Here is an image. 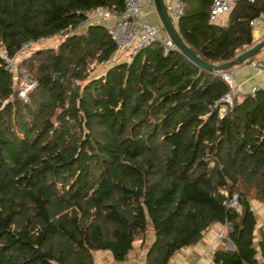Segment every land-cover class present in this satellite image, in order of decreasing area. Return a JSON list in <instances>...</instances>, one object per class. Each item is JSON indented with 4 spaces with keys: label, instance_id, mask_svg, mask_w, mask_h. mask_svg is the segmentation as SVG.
<instances>
[{
    "label": "trees",
    "instance_id": "1",
    "mask_svg": "<svg viewBox=\"0 0 264 264\" xmlns=\"http://www.w3.org/2000/svg\"><path fill=\"white\" fill-rule=\"evenodd\" d=\"M210 3L183 0L175 26L195 56L221 64L253 45L250 22L264 0H236L223 25L208 21ZM96 7L118 15L122 0H0L9 55L63 35L20 58L16 74L0 61V264H95L94 251L123 262L147 236L143 264H167L223 220L230 227L211 264L264 260L249 204H264V90L219 118L227 84L177 50L163 54L152 41L113 61L105 24L74 32ZM21 74L36 81L25 98ZM222 191L236 193L238 211Z\"/></svg>",
    "mask_w": 264,
    "mask_h": 264
},
{
    "label": "built area",
    "instance_id": "2",
    "mask_svg": "<svg viewBox=\"0 0 264 264\" xmlns=\"http://www.w3.org/2000/svg\"><path fill=\"white\" fill-rule=\"evenodd\" d=\"M235 1L236 0H211L208 8V21L215 23L222 14L228 12ZM246 1L251 2L253 0ZM163 2L169 18L173 23L176 22L183 10V0H163ZM151 3V0H122V11L118 15L114 14L106 7H96L84 12L85 20L83 23L104 24L111 20L110 23L105 24L108 27L110 38L113 40L117 51H123L127 54L128 60L133 54L137 53L152 41L159 42L162 46L163 54L168 50H176L171 40L163 31L160 32L156 25L151 24L144 19V8L150 6ZM258 19L259 17L254 18L250 24L254 25ZM48 38L50 37H37L36 39L28 40L22 43L13 55H9L3 47H0V61L4 68L12 74H16L17 63L19 61L18 54L35 49ZM246 66L253 76H264V62L249 61ZM214 74L223 80L228 88L227 91L215 102L218 117L221 118L231 108L239 89L233 69L218 71ZM35 85L36 81L33 78L21 74L18 77L16 84L17 95L20 98H25L26 93ZM255 89L256 87L254 85H249L247 92L252 93ZM222 193L224 197L221 200V203L226 208L238 211L239 205L236 193L230 195L225 191H222ZM217 224L218 229L209 248L216 242L220 241L226 235L230 227L229 222L226 220ZM255 264H264V260H260Z\"/></svg>",
    "mask_w": 264,
    "mask_h": 264
},
{
    "label": "crops",
    "instance_id": "3",
    "mask_svg": "<svg viewBox=\"0 0 264 264\" xmlns=\"http://www.w3.org/2000/svg\"><path fill=\"white\" fill-rule=\"evenodd\" d=\"M149 7V8H148ZM145 15L144 18L150 20L154 25L159 26L156 22L155 16L153 14V8L151 6H146L144 8ZM110 21L105 22L104 24L110 23ZM176 22H174L175 24ZM85 23H81L74 32H82L85 28ZM160 32L162 30L159 29ZM251 37L253 43L258 42L264 38V15H260L259 19L252 25ZM113 61H127V54L123 51H116L112 59ZM252 62H264V48L260 50ZM248 63V62H247ZM247 63H244L236 68H234L235 79L238 84L239 92L237 93L235 100L239 101L242 97V94L247 92L249 85H254L256 88H261L264 90V76L255 75L253 76L251 71L246 66ZM252 212L257 218V223L255 224L253 235L254 240L259 241L261 238L264 239V204L257 202L256 200H251L249 202ZM218 229V224H211L207 230L203 233L202 238L193 245L184 247L173 254L170 259V264H211V254L212 247L209 248L210 244L215 238L216 232ZM220 243V242H219ZM224 246L227 249H231L233 246L231 243L226 240ZM259 257V253L256 254ZM261 260V259H260ZM259 260V261H260Z\"/></svg>",
    "mask_w": 264,
    "mask_h": 264
},
{
    "label": "water",
    "instance_id": "4",
    "mask_svg": "<svg viewBox=\"0 0 264 264\" xmlns=\"http://www.w3.org/2000/svg\"><path fill=\"white\" fill-rule=\"evenodd\" d=\"M154 12L159 22V26L162 31L171 40L176 50L184 56L191 64L198 67L200 70H204L208 73H215L218 71L226 70L234 66L241 65L244 61L251 58L253 55L258 53L264 48V38L258 42L253 43L249 48L235 55L232 59L223 62L221 64L206 63L195 56L188 46L183 42L179 36L175 24L169 18L167 11L164 6L163 0H151ZM57 79V74L53 75V80ZM214 112V108L211 110ZM167 264H170V259Z\"/></svg>",
    "mask_w": 264,
    "mask_h": 264
},
{
    "label": "rangeland",
    "instance_id": "5",
    "mask_svg": "<svg viewBox=\"0 0 264 264\" xmlns=\"http://www.w3.org/2000/svg\"><path fill=\"white\" fill-rule=\"evenodd\" d=\"M150 6H152V3H151ZM153 14L155 16L156 22L159 24L154 10H153ZM144 19L146 21H148L149 23L153 24L150 20H148L146 18H144ZM225 22H226V15L225 14H222L216 20V23L220 24V25L225 24ZM159 29L161 30V27ZM62 36L63 35H54V36L48 38L47 40H45L42 44H39L36 48L43 47V46H52V47H54L59 42V40L61 39ZM30 51L31 50H29L27 52L19 53L18 54V58L20 59V58L26 56ZM257 54L258 53L253 55L251 57V60L256 58ZM98 70H99V68L96 66L91 74H94ZM150 240H151V237L147 236L144 239V246L146 244H148L150 242ZM144 246L139 245V240H135L133 249L129 252V254L127 255L126 260L123 261V262H114V261H112L110 256H109V254L107 252H105V251H94L93 254H92V258H93V261H94L95 264H143V262H144Z\"/></svg>",
    "mask_w": 264,
    "mask_h": 264
}]
</instances>
